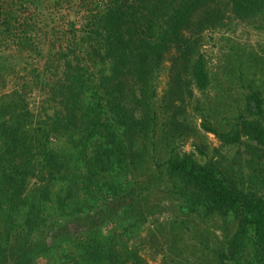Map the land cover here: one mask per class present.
<instances>
[{"label":"trees","instance_id":"1","mask_svg":"<svg viewBox=\"0 0 264 264\" xmlns=\"http://www.w3.org/2000/svg\"><path fill=\"white\" fill-rule=\"evenodd\" d=\"M41 10L44 29L36 26ZM55 12L59 27L49 25ZM263 12L264 0H0V46L27 50L41 63L4 89L10 66L0 53V264H68L59 244L75 238L78 261L67 257L71 264H139L136 247L121 253L115 228L143 223L150 212L141 207L143 195L165 189L164 181L185 211L223 220L219 243L207 252L201 240L208 263L264 264V69L260 83L242 84L238 62L241 102L230 104L226 125L214 108L193 104L199 127L218 141L211 154L193 144L197 160L176 144L193 126L184 113L193 89L211 85L198 52L201 31L225 16ZM170 47L169 66L178 74L157 104V74ZM260 52L256 58L264 60V45ZM64 218L81 220L72 234L61 232ZM103 219L110 227L102 239L87 223ZM54 228L61 243L49 240ZM17 232L42 234L57 254L39 263L42 248L22 246L8 255Z\"/></svg>","mask_w":264,"mask_h":264},{"label":"rangeland","instance_id":"2","mask_svg":"<svg viewBox=\"0 0 264 264\" xmlns=\"http://www.w3.org/2000/svg\"><path fill=\"white\" fill-rule=\"evenodd\" d=\"M59 12L64 13V8H61ZM26 14L35 16L29 9L26 11ZM58 15V12L52 15L54 21H51L49 25L55 24V27H59L62 24ZM35 19L36 26H40L42 29L45 28L43 27L44 24L49 22L47 18H44V10H41V13ZM30 32L33 33V31ZM263 45L264 12L250 18H232L225 16L219 26L206 28L201 31L198 52L204 59L211 85L203 89L202 92H197L196 89H193L190 98H188L190 103H186V111L184 113H186L187 120L193 126L177 139L176 144L178 150L191 152L197 160H201L202 156L194 150L193 144L206 149L208 154L212 153L211 149L213 146L218 145V141L213 133L199 127L200 112L193 107V104L194 106L198 104L202 110H204L205 106H209L211 108L210 110L214 108L212 113L218 121L217 123L226 125V122L230 121V116L233 114L232 111L235 110L231 106L236 104L240 105L239 103L241 102L242 89L238 86L239 80L236 77V65L238 62H241L243 75L241 76L242 79L240 82L242 84L245 82H250L252 85L260 83L262 80L261 74L264 71H261V68L264 69V60L261 58L257 59L256 57L261 53L260 49H262ZM41 52H44L43 48ZM0 53L7 55L10 66L9 71H7L10 73L4 76V89H8L12 84H18L23 78H27L28 75L26 72L32 65L40 67L41 64L39 62V56L32 58L27 50L20 52L5 45L4 47L0 46ZM174 54L175 51L172 47L164 53L161 67L157 74L156 92L157 97H160L157 104L162 103L161 97L166 95V92L163 93V91L167 87L169 78L174 79L173 74H178V66L174 65L171 69L169 66L171 64V57ZM15 76L17 77L15 78ZM172 90L174 89L172 88ZM38 98L37 93L32 92L27 96L30 102L33 100L36 102ZM175 101L178 100L175 99ZM224 101L231 103H228L229 106L225 108L218 106ZM152 184L148 187H154ZM162 185L165 189H160V185H157V191L154 187L152 191L144 193L140 204L142 208L150 212L147 213L143 223L131 227L128 232L119 229V227L115 228V232L122 231V236L116 238V240L120 238L118 245L123 249L121 253L125 251L129 252L131 248L136 247L139 257L142 260L139 264H202L203 261V264H211L204 259L206 257V254H204L206 250L201 240L205 241L207 252L209 247H214L219 243L222 240L223 220L212 216L209 218H200L192 211H185L186 207L182 203L180 194L177 191L170 192L167 190L169 186L167 181H164ZM27 186L30 185L28 184ZM26 194L27 189L24 190L22 196L25 197ZM21 210L24 211L25 207ZM86 219L91 220L94 218L86 217ZM86 219L83 217V220ZM64 220V225L61 222L58 223L60 226L62 225L61 232L67 228L71 230V234L75 228L77 229L81 221L80 219L74 218H64ZM103 221L104 219L100 223H92L91 221L87 223L92 229L99 230L98 238L102 239L106 236L108 228L110 227L108 223L104 225ZM94 225L97 226L94 227ZM114 225L119 226L118 224ZM46 228L50 229V226ZM57 228H54L56 230L51 233L49 240L61 243L63 238L60 240V237L63 234ZM228 228L230 227L228 226ZM36 237H39V239H35L33 236H26L23 232L15 233L9 241L7 254L11 255L15 250L19 251L22 246L27 250L30 247H41L42 251L36 255L38 257L37 262L39 263L49 254H57L56 250L49 249L47 245H44L45 240H41L43 238L42 234ZM75 240L76 238L69 242L59 244L61 251L58 250V252L68 254L65 257L68 264H71L69 258L74 259L75 262L78 261V259L73 257L74 246L72 244ZM46 241L48 242V237H46ZM202 248H204L203 251H201Z\"/></svg>","mask_w":264,"mask_h":264}]
</instances>
